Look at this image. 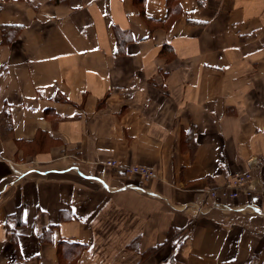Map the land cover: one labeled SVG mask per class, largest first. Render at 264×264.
<instances>
[{"label":"crops","instance_id":"1","mask_svg":"<svg viewBox=\"0 0 264 264\" xmlns=\"http://www.w3.org/2000/svg\"><path fill=\"white\" fill-rule=\"evenodd\" d=\"M241 170L264 0H0V264H264V193L198 213Z\"/></svg>","mask_w":264,"mask_h":264},{"label":"built area","instance_id":"2","mask_svg":"<svg viewBox=\"0 0 264 264\" xmlns=\"http://www.w3.org/2000/svg\"><path fill=\"white\" fill-rule=\"evenodd\" d=\"M105 164L122 170L127 176H138L145 181H149L156 177L154 168L146 165H122L116 159H108L105 161ZM263 193L264 192L256 186L255 177L251 170L236 171L223 186L209 188L206 191V201H209L210 205H199L198 213H206L214 207L224 204V200H235L240 197L256 200L260 198ZM254 209L260 210L258 206H255Z\"/></svg>","mask_w":264,"mask_h":264},{"label":"rangeland","instance_id":"3","mask_svg":"<svg viewBox=\"0 0 264 264\" xmlns=\"http://www.w3.org/2000/svg\"><path fill=\"white\" fill-rule=\"evenodd\" d=\"M224 185V184H223ZM222 185V186H223ZM211 188H215V187H211ZM206 202V201H205ZM207 205H210V202L209 201H207ZM206 206V205H205ZM208 212V211H207Z\"/></svg>","mask_w":264,"mask_h":264},{"label":"trees","instance_id":"4","mask_svg":"<svg viewBox=\"0 0 264 264\" xmlns=\"http://www.w3.org/2000/svg\"><path fill=\"white\" fill-rule=\"evenodd\" d=\"M137 3H139V1Z\"/></svg>","mask_w":264,"mask_h":264}]
</instances>
